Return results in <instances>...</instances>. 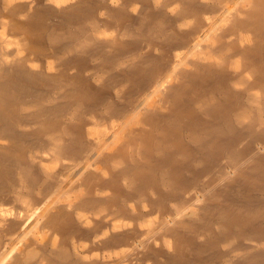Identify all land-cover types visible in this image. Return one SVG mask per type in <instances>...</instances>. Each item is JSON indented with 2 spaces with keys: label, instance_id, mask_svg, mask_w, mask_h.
<instances>
[{
  "label": "bare ground",
  "instance_id": "bare-ground-1",
  "mask_svg": "<svg viewBox=\"0 0 264 264\" xmlns=\"http://www.w3.org/2000/svg\"><path fill=\"white\" fill-rule=\"evenodd\" d=\"M0 264H264V0H0Z\"/></svg>",
  "mask_w": 264,
  "mask_h": 264
},
{
  "label": "rangeland",
  "instance_id": "rangeland-1",
  "mask_svg": "<svg viewBox=\"0 0 264 264\" xmlns=\"http://www.w3.org/2000/svg\"><path fill=\"white\" fill-rule=\"evenodd\" d=\"M103 127H107V124H104V126ZM103 165H101V166H99V167H102ZM93 241V239L91 240V239H88V240H82L81 241V245H82V247H83V249H89L90 248V245H91V242ZM85 244H87L86 246H85ZM76 245H79L78 243H76ZM242 246H253L254 245V243H251V242H247V243H242L241 244ZM254 248V247H253ZM253 248H251V249H249L248 250V252H241V251H236V252H234V253H232V254H230V259H233L234 258V260L235 259H238V258H240V257H242L243 255H245V253L246 254H250V253H255V252H257V251H255V248L253 249ZM252 251V252H251ZM220 254L221 255H224V253H223V251L221 250V252H220ZM233 255H235V256H233Z\"/></svg>",
  "mask_w": 264,
  "mask_h": 264
}]
</instances>
